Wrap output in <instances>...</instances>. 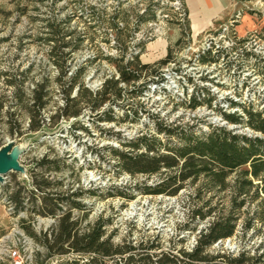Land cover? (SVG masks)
<instances>
[{"label":"rangeland","instance_id":"374dc122","mask_svg":"<svg viewBox=\"0 0 264 264\" xmlns=\"http://www.w3.org/2000/svg\"><path fill=\"white\" fill-rule=\"evenodd\" d=\"M234 5L232 14L218 27L191 33L184 19L182 0H0V148L6 141L22 148L19 163L23 168L21 174L7 173L0 183V264H9L4 252L7 246L16 247L21 264H35L32 261L34 253H42L22 229L19 218L12 215L4 192L6 186L9 190L22 185L31 187L28 170L42 157L54 161L52 167H60L56 174L50 172L45 176L60 182L59 191L83 192L81 203L86 208V217L80 219V212H71L72 217L80 219L79 231L101 215L111 220L106 234H110L113 245L124 239L131 245L152 240L159 249L151 253L190 251L195 246L197 233L204 229L208 220L190 221L188 218L193 205L199 206V202L190 201L192 188L181 190L175 197L142 195L143 185H152L158 176L147 178L122 171L116 166L110 149L128 151L122 143L140 135L174 143V138L158 135L154 128L158 121L172 127L192 126L193 131H207L208 124L224 125L218 110L239 111L230 108L226 100L245 105L248 100L257 110L263 109L264 82L251 66L253 60L247 59L243 62L247 66H234L228 71L223 69L227 58L235 65L242 62L236 53H230L217 64H199L195 60V55L208 50L211 44L227 49L243 38L246 43L241 49L264 59V0H236ZM86 12L92 13L89 16ZM50 18L59 24L58 37L61 39L57 44L67 45L62 53L72 51L63 57L68 66L64 82L75 69L82 67L79 82L90 91L98 90L104 79L116 73L114 64L108 59L120 57L119 50L124 48L125 58L137 54L140 63L153 64L165 54L170 55L173 63L161 70L165 82L159 86L148 85L147 91L138 98L123 93L117 102L122 103L120 107L112 106L113 121L99 120L105 108L95 114L82 106L77 119L49 122L55 108L63 103L54 80L57 70L49 58L54 42L44 41L49 37L45 20ZM177 65L181 73L174 72ZM186 78L191 80V85L186 83ZM146 79L143 74L135 85ZM242 82L246 87L241 88ZM35 84L44 86L40 95L46 104L40 111V128L31 132L27 130L30 119L27 108L32 103L31 90ZM194 87L206 89L213 98L211 108L204 105L190 110L168 100L162 93L165 91L182 99L183 91L189 94ZM125 88L131 90L132 86ZM74 95L75 89L71 92V96ZM84 96L81 95V103L88 99ZM225 126L246 136L253 134L237 125ZM75 127H82V130H74ZM234 176L232 174L229 180ZM76 184L78 187L74 188ZM116 191L132 194L134 198L127 201L117 196L108 197ZM260 199H264L262 194L254 201L247 200L243 208L234 210V217H237L234 235L212 244L203 254L213 256L224 252L236 257L244 250V257L250 258L264 252V225L254 223L252 228L244 230L260 210ZM228 200L227 190L212 197L209 205L221 215L229 209ZM132 208L133 215H128ZM20 217L31 220L30 228L36 234L53 225L49 218L27 212ZM72 258L75 256L71 254L50 259L40 256L37 264H65ZM78 264H87V257L79 259Z\"/></svg>","mask_w":264,"mask_h":264},{"label":"trees","instance_id":"16d2710c","mask_svg":"<svg viewBox=\"0 0 264 264\" xmlns=\"http://www.w3.org/2000/svg\"><path fill=\"white\" fill-rule=\"evenodd\" d=\"M91 13L86 12L89 16ZM184 19H186L185 12ZM58 26L54 18L45 20L49 37L44 41L54 42L49 49V58L57 70L54 80L63 97L62 105L57 106L49 117L51 123L77 119L82 106L95 114L105 108L104 116L99 120L113 121L110 115L112 106L120 107L122 103L117 102L123 93L138 98L147 91L148 85L159 86L165 82L161 76L162 68L173 63L172 57L165 54L153 64H143L139 62L137 54L125 58L124 48L122 51L119 50L120 57L108 59L114 64L116 76L107 77L98 90L90 91L79 82L82 67L75 69L66 78L67 80L63 81L68 67L63 57L72 51L62 53V49L67 45L57 44L61 39L58 37L60 33ZM262 30L264 31V27ZM245 43L246 39L243 38L236 40L234 45L227 49L205 50L195 55V60L199 64H217L219 60L229 57L230 53H236L242 58V62L235 65L233 60L227 58L228 61L223 64V69L232 70L234 66L244 65L243 62L250 59L253 60L251 66L261 76V82H264V59L258 58L251 51L241 49ZM178 66L174 69L175 73L182 72ZM143 74L147 77L146 81L135 85ZM186 83L191 85V80L186 78ZM129 86H132L131 90L125 88ZM244 87L246 85L242 82L241 88ZM43 89V85L35 84L31 90L32 103L27 108L30 116L27 130L31 132L37 131L42 121L40 111L46 104L41 101L43 95H40V92ZM74 89L75 95L71 96ZM18 92L19 89L16 90V93ZM183 92L184 97L178 99L162 91L168 100L172 99L190 110L204 105L211 108L213 98L205 88L194 87L189 94ZM82 94L88 98L83 103H81ZM225 102L230 108L239 110L241 114L237 113L239 111L229 113L218 110L224 123L247 128L253 133L252 135L237 133L234 129H228L225 124L221 126L208 124L207 131H193L192 126L172 127L171 124L165 125L162 121H158L154 127L158 135H164L165 139L174 138V143L169 140L161 142L153 136L140 135L122 143L124 148L129 149L128 151L110 149L116 166L122 171L130 175L142 174L147 178L158 176V180L152 185H143L140 191L142 195L175 197L181 190L192 188L190 201L199 202V206L193 205L188 218L190 221L194 219L208 221L204 229L197 233L195 246L190 251L178 249L175 253L171 250L151 253L159 249L152 240L139 241L136 245H131L130 241L124 239L119 244L113 245L110 234H106V227L111 224V220L108 217L102 218L101 215H97L91 224L79 231V220L86 217L84 212L86 208L81 203L83 192L59 191L60 182L48 180L45 176H49L50 172L56 174L60 171V167H52L54 161L42 157L28 170L31 187L22 185L16 190H9V186H6L4 189L12 215L19 218V224L24 232L41 248L42 253L40 251L34 253L32 261L37 264L40 256L50 259L71 254L75 258L65 264H78L83 256L87 257V264H264L262 259L264 252L250 258L244 257L246 252L244 250L236 257H230L224 252L213 256L203 254L212 244L234 235L237 220L233 214L234 210L243 208L247 200L258 199L259 194L264 198V107L257 110L256 105L248 100L246 105L227 100ZM79 129L82 130V127L74 128V130ZM232 174L235 176L229 180ZM227 190L229 209L226 213L218 215L209 202L212 197ZM110 196H117L127 201L134 198V195L122 191H116L114 195H108ZM258 206L260 210L252 216L244 230L252 228L254 223L264 225V199H260ZM72 211L80 212L81 218L77 220L72 217ZM26 212L29 215L52 219L53 225L36 234L30 228L31 220H23L20 217Z\"/></svg>","mask_w":264,"mask_h":264},{"label":"crops","instance_id":"0c3cea01","mask_svg":"<svg viewBox=\"0 0 264 264\" xmlns=\"http://www.w3.org/2000/svg\"><path fill=\"white\" fill-rule=\"evenodd\" d=\"M234 1L236 0H182L189 31L201 33L218 27L234 11Z\"/></svg>","mask_w":264,"mask_h":264},{"label":"water","instance_id":"95a60500","mask_svg":"<svg viewBox=\"0 0 264 264\" xmlns=\"http://www.w3.org/2000/svg\"><path fill=\"white\" fill-rule=\"evenodd\" d=\"M21 153L22 148L15 146L10 141H6L0 148V183L7 173H23V168L19 163Z\"/></svg>","mask_w":264,"mask_h":264},{"label":"built area","instance_id":"2783aa9c","mask_svg":"<svg viewBox=\"0 0 264 264\" xmlns=\"http://www.w3.org/2000/svg\"><path fill=\"white\" fill-rule=\"evenodd\" d=\"M216 48H221V47H218L217 45H212L211 44V47L208 48L212 51H214V49ZM154 86V85H153ZM78 185L76 184L74 188H77ZM75 189H73L72 191H74ZM77 201H80V200H77ZM50 222H53L52 219H49ZM21 237L23 239H25L22 235ZM5 252V255L6 257L9 259V264H21L22 263V259L19 257L18 253H17V250H16V247L13 245L11 246H7L4 250Z\"/></svg>","mask_w":264,"mask_h":264},{"label":"bare ground","instance_id":"6f19581e","mask_svg":"<svg viewBox=\"0 0 264 264\" xmlns=\"http://www.w3.org/2000/svg\"><path fill=\"white\" fill-rule=\"evenodd\" d=\"M133 211H134V209L132 208L131 212H129L128 215H133V213H134Z\"/></svg>","mask_w":264,"mask_h":264}]
</instances>
